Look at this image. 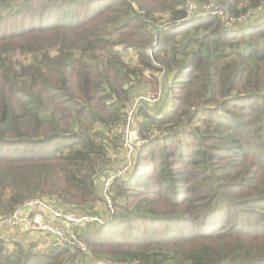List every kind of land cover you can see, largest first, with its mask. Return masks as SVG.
I'll return each mask as SVG.
<instances>
[{
  "label": "trees",
  "instance_id": "trees-1",
  "mask_svg": "<svg viewBox=\"0 0 264 264\" xmlns=\"http://www.w3.org/2000/svg\"><path fill=\"white\" fill-rule=\"evenodd\" d=\"M187 1L0 0V215L34 198L94 212L126 105L152 86L169 107L136 110L147 141L112 182L114 213L75 227L90 260L264 264V19L177 25ZM192 1L235 17L264 4ZM78 254L0 236V264Z\"/></svg>",
  "mask_w": 264,
  "mask_h": 264
},
{
  "label": "built area",
  "instance_id": "built-area-1",
  "mask_svg": "<svg viewBox=\"0 0 264 264\" xmlns=\"http://www.w3.org/2000/svg\"><path fill=\"white\" fill-rule=\"evenodd\" d=\"M185 7L186 17L184 20L177 22V25L194 20L200 16L214 15L219 17L225 27H233L236 23H247L262 9V6H260L253 12H247L239 17H235L230 15L223 6L213 1H207L202 5H198L196 2L189 0ZM156 98L157 100L159 99L158 94L148 90L137 95L135 94L126 105L122 119L121 141L119 142L123 151V166L117 171L104 176L100 184L102 201L106 206V217L96 215V213L79 214L74 211H67L48 199L34 198L23 202L10 213L0 215V236L4 235L5 229H16L23 233L40 234L49 237L50 244L53 247L66 248L70 253L78 251L79 260H76L78 263L126 264L90 260L91 254L89 249L79 238L75 227L86 223L104 224L114 213L115 205L112 199V182L115 179H125L128 176L135 165L138 147L147 141L133 125L136 110L143 104H151Z\"/></svg>",
  "mask_w": 264,
  "mask_h": 264
},
{
  "label": "rangeland",
  "instance_id": "rangeland-1",
  "mask_svg": "<svg viewBox=\"0 0 264 264\" xmlns=\"http://www.w3.org/2000/svg\"><path fill=\"white\" fill-rule=\"evenodd\" d=\"M160 23L163 24V25L166 24V23L163 22V20H161ZM115 49H116L117 52L120 53V51H121L120 47H115ZM121 54L125 58H130V55H129L128 52L121 51ZM150 87H151V89H147V91L150 90V91L155 92V89L152 88V86H150ZM143 92H146V91H143ZM143 92H141V93H143ZM157 103H158V100L156 98V100L154 102H152L151 104H148V105L147 104H143V106H147L149 108V110L151 111V113H155L159 109V107L156 105ZM143 138H145V137H143ZM110 161L112 163L111 172L117 171L118 169H120L123 166V161H124V159H123V151H122L121 146L119 144L117 145V147L114 150L111 151V153H110ZM101 196H102V192H100V197ZM113 203L115 205L114 199H113ZM105 208H106V206L104 205V202L102 201V197H101L100 202L97 204V209L94 212H92V213H96V215L106 217ZM98 225H100V224H98ZM101 225H104V224H101ZM23 234L24 233H20L18 231L12 232L11 233V237H10L12 239H10L9 241H5V244L7 245V247H12L14 245L15 241H17V240L21 241L19 239H23L22 243L27 245L30 242L29 241L30 238L28 237V235H26V234L23 235ZM40 248H43V247H40Z\"/></svg>",
  "mask_w": 264,
  "mask_h": 264
},
{
  "label": "crops",
  "instance_id": "crops-1",
  "mask_svg": "<svg viewBox=\"0 0 264 264\" xmlns=\"http://www.w3.org/2000/svg\"><path fill=\"white\" fill-rule=\"evenodd\" d=\"M255 17H256L257 20L264 19V5L262 6L261 11L258 12L255 15ZM138 90H139V92L136 93V95L139 94V93H141V92H143V91H145L146 88L142 86V87L138 88ZM163 93H164V90L161 89V93L159 95L158 103L156 104L159 107V109L157 110V112H155L157 115H160L161 113L165 112L168 109V107H169L168 106L169 105L168 98ZM111 168H112V165H111ZM95 208L97 209V205H96ZM14 231L20 232L19 230H16V229H11V230L5 229L4 230V235L2 237L5 239V241H9L10 239H12L10 237H11V233L14 232ZM20 233H23V232H20ZM24 234L28 235V237L30 238L29 239L30 242H32V241H38V246L39 247H44V246L50 244L49 237H47V236L40 235V234H35V233H24ZM19 240H21V241H18L17 240L15 242L22 243L23 239H19Z\"/></svg>",
  "mask_w": 264,
  "mask_h": 264
}]
</instances>
